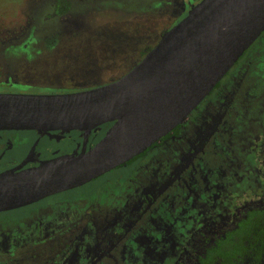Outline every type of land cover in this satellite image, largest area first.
I'll return each mask as SVG.
<instances>
[{"label": "flooded vegetation", "instance_id": "1", "mask_svg": "<svg viewBox=\"0 0 264 264\" xmlns=\"http://www.w3.org/2000/svg\"><path fill=\"white\" fill-rule=\"evenodd\" d=\"M179 6L181 19L188 9ZM262 34L184 120L143 151L84 182L0 210V264H200L209 248L238 251L233 245L246 250V264H264V72L256 78L261 90L254 75L248 80L255 65H264ZM75 46L0 40V93H70L120 77L97 83L94 71L80 80ZM113 123L0 128V174L86 152Z\"/></svg>", "mask_w": 264, "mask_h": 264}, {"label": "water", "instance_id": "2", "mask_svg": "<svg viewBox=\"0 0 264 264\" xmlns=\"http://www.w3.org/2000/svg\"><path fill=\"white\" fill-rule=\"evenodd\" d=\"M264 30V0H199L125 74L61 94L0 93V128L114 121L88 151L0 174V210L79 184L143 151L209 92Z\"/></svg>", "mask_w": 264, "mask_h": 264}, {"label": "rangeland", "instance_id": "3", "mask_svg": "<svg viewBox=\"0 0 264 264\" xmlns=\"http://www.w3.org/2000/svg\"><path fill=\"white\" fill-rule=\"evenodd\" d=\"M53 1L0 0V40L79 44L74 47L72 62L82 68L73 74L88 80L95 71L96 82L101 83L128 71L180 20L184 11L179 3L189 9L199 0H69L71 7L61 16L53 14ZM261 39L256 46L263 45ZM263 72L264 65L259 62L253 70L257 74L248 77L250 81L255 76L257 91L262 87L261 79L256 78H261Z\"/></svg>", "mask_w": 264, "mask_h": 264}, {"label": "trees", "instance_id": "4", "mask_svg": "<svg viewBox=\"0 0 264 264\" xmlns=\"http://www.w3.org/2000/svg\"><path fill=\"white\" fill-rule=\"evenodd\" d=\"M70 5L67 0H56L54 5L53 14L60 15L68 11ZM233 248H237L235 251L231 248L213 250L210 248L207 250L205 256L202 258L200 264H246L244 259H249L248 255H245L246 250L239 249L238 246L233 245ZM239 253L240 255H237ZM260 259L261 257H257Z\"/></svg>", "mask_w": 264, "mask_h": 264}]
</instances>
